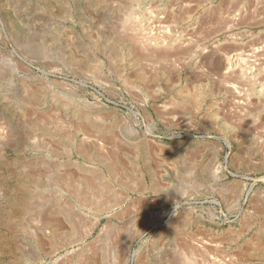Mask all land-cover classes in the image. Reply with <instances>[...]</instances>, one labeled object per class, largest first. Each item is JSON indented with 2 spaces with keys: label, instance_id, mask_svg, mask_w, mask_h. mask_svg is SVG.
I'll list each match as a JSON object with an SVG mask.
<instances>
[{
  "label": "rangeland",
  "instance_id": "374dc122",
  "mask_svg": "<svg viewBox=\"0 0 264 264\" xmlns=\"http://www.w3.org/2000/svg\"><path fill=\"white\" fill-rule=\"evenodd\" d=\"M0 264H264V0H0Z\"/></svg>",
  "mask_w": 264,
  "mask_h": 264
}]
</instances>
